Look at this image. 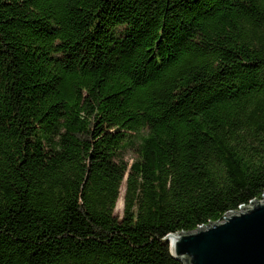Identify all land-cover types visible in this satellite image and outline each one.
I'll return each mask as SVG.
<instances>
[{"label":"trees","instance_id":"trees-1","mask_svg":"<svg viewBox=\"0 0 264 264\" xmlns=\"http://www.w3.org/2000/svg\"><path fill=\"white\" fill-rule=\"evenodd\" d=\"M263 193L264 0H0V264H186Z\"/></svg>","mask_w":264,"mask_h":264},{"label":"water","instance_id":"water-1","mask_svg":"<svg viewBox=\"0 0 264 264\" xmlns=\"http://www.w3.org/2000/svg\"><path fill=\"white\" fill-rule=\"evenodd\" d=\"M171 255L186 264H264V193L222 221L186 233H169Z\"/></svg>","mask_w":264,"mask_h":264},{"label":"rangeland","instance_id":"rangeland-1","mask_svg":"<svg viewBox=\"0 0 264 264\" xmlns=\"http://www.w3.org/2000/svg\"><path fill=\"white\" fill-rule=\"evenodd\" d=\"M123 194H124V186L121 189V196H120V198L122 200V206L121 205H116L115 211H114L115 212V215H117L119 217L122 216V212H123L122 211L123 210V198H122Z\"/></svg>","mask_w":264,"mask_h":264},{"label":"bare ground","instance_id":"bare-ground-1","mask_svg":"<svg viewBox=\"0 0 264 264\" xmlns=\"http://www.w3.org/2000/svg\"><path fill=\"white\" fill-rule=\"evenodd\" d=\"M116 205H121L122 206V200H121V198H119V200L117 201Z\"/></svg>","mask_w":264,"mask_h":264}]
</instances>
